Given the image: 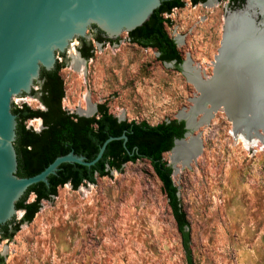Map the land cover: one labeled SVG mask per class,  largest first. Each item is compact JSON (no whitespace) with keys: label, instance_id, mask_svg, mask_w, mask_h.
<instances>
[{"label":"rangeland","instance_id":"1","mask_svg":"<svg viewBox=\"0 0 264 264\" xmlns=\"http://www.w3.org/2000/svg\"><path fill=\"white\" fill-rule=\"evenodd\" d=\"M183 2L163 15L169 21L164 29L182 62L189 59L210 76L229 4ZM96 34L88 39L90 59L78 55L77 42L59 55L62 109L76 114L88 104H101L127 122L156 125L176 120L191 105L198 93L180 66L161 63L154 49L130 43L129 36L111 43L95 41ZM22 105L41 106L33 96L13 106ZM25 125L32 129L37 121ZM230 131L227 118L215 113L193 132H202L195 163L177 174L172 170L189 224L190 263L161 183L148 161L136 160L95 176L94 184L59 187L40 202L31 222L20 223L10 240L0 241L1 264H264V150L245 147ZM169 154L162 155L166 164ZM33 200L30 194L26 202ZM22 215L17 210L19 222Z\"/></svg>","mask_w":264,"mask_h":264},{"label":"water","instance_id":"2","mask_svg":"<svg viewBox=\"0 0 264 264\" xmlns=\"http://www.w3.org/2000/svg\"><path fill=\"white\" fill-rule=\"evenodd\" d=\"M161 1L0 0V230L5 225L10 226L12 221L15 224L19 223L15 204L25 195L29 187L38 183L48 185V177L55 175L61 164L91 167L102 157L109 142L123 140L125 147L127 140L125 133L118 137H109L91 161L86 160L84 156L69 152L56 157L33 176L18 177L14 149L17 122L16 116L11 112L12 106L32 100V96L38 97L34 89L41 85V72L53 71L59 55L75 42L79 43L78 39L88 42L91 32L94 31L99 32L107 40L118 42L128 37L129 32L142 26L153 11L159 8ZM207 1L225 2L219 0L205 2ZM262 1L264 3V0ZM243 5L226 9L228 11L226 19L230 20L234 17L239 22L243 17L240 14ZM261 16L254 10L251 20L264 37V29L261 27L264 19L261 20ZM92 26L94 29L91 28ZM224 40L223 36L219 55L224 53ZM258 53L264 68V55L260 51ZM184 65L185 61L180 65L183 74ZM198 81L201 82L200 87H194L198 95L189 99L191 105L179 111L176 117V121L184 123L185 133L182 138L174 140L169 152L174 151L178 143L185 144L189 140L193 142L197 156L201 152L202 132L197 135H193L192 132L208 125L215 113L225 111V104L213 92L212 95L209 94V87L204 86L206 81L201 78ZM259 98V101L264 103V96ZM254 99L247 110L255 112V115L251 117L250 114L247 121L254 120L256 124H260L255 126L257 129L264 125V113L257 112L258 107L252 105ZM96 111L94 106L91 115H84L79 111L76 115L89 118ZM116 118L118 121H123L122 118ZM126 151L131 155V152ZM176 165L177 162L167 164L172 170ZM180 165L184 167L182 162Z\"/></svg>","mask_w":264,"mask_h":264},{"label":"trees","instance_id":"3","mask_svg":"<svg viewBox=\"0 0 264 264\" xmlns=\"http://www.w3.org/2000/svg\"><path fill=\"white\" fill-rule=\"evenodd\" d=\"M189 1L192 5H197L206 0ZM219 1H226L230 8H238L245 2V0ZM183 6V0H162L159 8L153 11L142 26L128 33L129 42L142 48L156 50L158 61L163 64L174 62V68L179 70L182 57L173 39L169 38L164 29V25L169 21L163 15ZM91 28L94 29L93 26ZM94 39L97 42H115L103 38L99 32ZM78 41L79 56L84 60L90 59L93 56L91 43L84 39H78ZM62 66L63 63H59L53 71L41 72L38 100L44 104V110H33L26 105L12 106L11 112L16 116L17 122L14 142L17 157L16 175L18 177L33 176L42 171L56 157L69 152L84 156L86 160L91 161L107 138L118 137L123 133L127 137L125 147L123 140L111 141L106 145L102 157L93 166L61 164L56 174L48 177V185L38 183L29 187L25 195L15 204L17 210L23 211L20 222L12 229L11 225L1 227L0 240H10L20 223L31 222L39 210L40 202L55 196L59 187L69 184L75 190L85 182L94 184L95 176L104 177L108 176L111 170L120 171L125 163L146 160L161 183L183 251L190 263L189 224L180 206L177 189L171 180L172 169L162 159V155L172 148L174 140L183 137L184 123L171 120L149 125L144 121L139 123L118 121L101 104L96 106V113L89 118L68 113L61 106L64 89L58 72ZM36 114L43 118L44 128L41 133H35L25 125V122ZM126 150L131 152V155ZM30 194L34 195V200L27 203L26 199Z\"/></svg>","mask_w":264,"mask_h":264},{"label":"bare ground","instance_id":"4","mask_svg":"<svg viewBox=\"0 0 264 264\" xmlns=\"http://www.w3.org/2000/svg\"><path fill=\"white\" fill-rule=\"evenodd\" d=\"M215 4L217 3L214 1L202 3L205 7H213ZM254 10L262 15L261 20L264 19V3L262 0H246L240 11L243 17H241L239 22L234 17L227 20L228 11H225L226 14L223 17L222 26L223 34L221 37V41L223 40V36L225 39L224 53L223 55L217 53L214 57L211 67H213L215 73H218L217 77L204 83V86L209 87V94L212 95L213 92L225 104V111L222 114L231 123L232 131L230 132H232L234 138L241 140L247 148L257 147L264 150V125L256 129L255 126L260 124H256L254 120L251 122L247 121V117H250V114L251 117L255 115V112L247 110L254 98L252 105L255 104L254 107H258L257 112L264 113V103L259 101V97L264 96V68L260 62L261 58L258 53L260 51L264 55V37L261 31H258L252 23L251 14H253ZM261 24V27L264 29V21ZM220 48L221 42L218 51L221 50ZM230 54H233L234 57H231L229 60L228 55ZM72 57L75 61L76 55ZM198 68L196 65H192L189 59L185 60L184 75L186 79L188 78V82L194 85L193 87H200L199 84H201L198 81L200 78L198 72L201 69L199 68L198 71ZM201 90H203L202 86ZM93 111L94 105L89 104L86 105L85 110L79 109V112L84 115H91ZM247 136H249V140L246 138ZM176 147L168 156L170 163L175 164L177 162L174 168L175 174L183 168H190L201 153L199 152L196 156L197 150L193 142L189 140L185 144L178 143ZM181 162L184 164V167L180 165ZM186 163L188 165H185Z\"/></svg>","mask_w":264,"mask_h":264},{"label":"flooded vegetation","instance_id":"5","mask_svg":"<svg viewBox=\"0 0 264 264\" xmlns=\"http://www.w3.org/2000/svg\"><path fill=\"white\" fill-rule=\"evenodd\" d=\"M156 51V50H155ZM231 57H234V55L233 54H230V55H228V59L230 60V58ZM169 63H173V65H174V62H169ZM230 63V62H229ZM181 65V64H180ZM212 71H211V75L210 76H207L206 74H202V71H199V68H198V74H199V77L202 79V80H205L206 82H208V81H210L211 79H213V78H216L217 77V72L215 73L214 72V69H213V67H212V69H211ZM225 71H226V69H225ZM197 74V75H198ZM196 75V76H197ZM41 86V85H40ZM40 86H39V91H40ZM37 92V94H38V97L40 96V92ZM38 97H37V100H38ZM39 101V100H38ZM39 103H40V108H38L37 110L38 111H42V110H44V108H45V106H44V104H42L40 101H39ZM28 120H34V121H37V126L36 127H33L32 125V131L33 132H35V133H41V131L43 130V128H44V126H43V118L41 117V116H37V114L35 115V116H33V117H31V118H29ZM27 120V121H28ZM27 203H29V202H27ZM16 224L15 223H13V224H11V226L13 227V226H15ZM12 227H11V229H12Z\"/></svg>","mask_w":264,"mask_h":264},{"label":"built area","instance_id":"6","mask_svg":"<svg viewBox=\"0 0 264 264\" xmlns=\"http://www.w3.org/2000/svg\"><path fill=\"white\" fill-rule=\"evenodd\" d=\"M34 91L38 92L39 91V87L35 88ZM35 99H37V98H35Z\"/></svg>","mask_w":264,"mask_h":264}]
</instances>
